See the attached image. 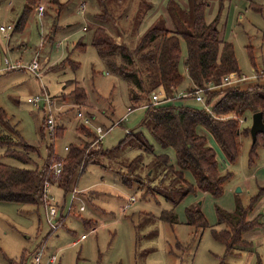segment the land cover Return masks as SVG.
Instances as JSON below:
<instances>
[{"label":"rangeland","instance_id":"rangeland-1","mask_svg":"<svg viewBox=\"0 0 264 264\" xmlns=\"http://www.w3.org/2000/svg\"><path fill=\"white\" fill-rule=\"evenodd\" d=\"M188 1L60 0L67 5L59 15L56 5L43 2L40 4L47 10L43 19L34 14L24 30H13L9 36L0 31V107L8 117L6 122L0 121V131L14 138L22 137L36 147L30 155L32 162L24 164L6 157V147L0 146L3 163L19 168L42 166L50 148L58 160L66 156V146L93 140L82 135L81 125L94 131L97 126L105 131L110 129L101 141L105 156L100 157L99 162L88 164L72 180L66 196V208L72 203L71 212L51 234L44 206L0 201V264H23L24 259L26 264H33L35 254L42 248L43 262L57 254L58 264H220L226 247L212 234L213 228L222 229L216 207L233 212L239 202L248 206L259 187L264 186V135H258L253 154L252 136L240 135L235 162L228 161L215 140L209 137L208 144L217 152L220 175L230 174L223 195L214 198L209 193L196 192L174 206L166 199V192L172 189L169 186L172 176H164L162 169V172L149 169L156 155L164 152L173 155V149L164 150L154 140L144 121L145 109L128 111L132 106V81L101 57L92 45L96 28L104 27L117 43L134 50L152 26L162 23L167 27L166 8L170 3L184 10ZM203 1L208 4L206 20L216 21L222 38L233 43L244 78L225 86L237 83L246 88L258 82L264 84V0ZM25 5L26 0H0V26H15ZM178 14L183 16L180 10ZM171 18L170 25L176 28V20ZM80 42L85 45L84 49L79 46ZM181 47L180 71L186 84L179 89L178 98L188 95L190 85L184 64L187 45L183 38ZM116 59L118 65L123 63L121 53H117ZM34 61L42 66L40 78L26 68ZM17 64L21 67L9 68ZM257 74L262 77L256 78ZM74 81L87 91L88 100L81 109L90 123L78 117V107L69 94ZM44 89L59 102L62 96L66 97L65 107L54 111L55 126L60 128L55 138L49 130H43V110L29 102L30 98L44 96ZM166 95L163 92L160 99ZM175 102L180 104L183 100ZM185 102L203 107V102L195 97ZM252 117L253 113H248L242 119V127H251ZM129 132L137 136L143 134L153 144V152L140 149L137 136L127 137ZM140 154H143V163L132 173L128 172L127 166ZM123 174L131 179L132 187L124 183ZM186 179L194 182L191 172L186 173ZM74 189L80 193L79 198L72 201L71 190ZM148 189L150 191L145 193ZM182 192L179 190L174 195L177 200ZM55 194L58 204L63 192L59 190ZM132 196L135 197L133 204L129 200ZM81 206L84 210H80ZM189 207L202 210L208 227L186 224L185 213ZM171 209L178 218L173 225L161 217L164 211ZM259 215L262 226L244 234L251 245L235 248L234 253L226 257L225 264H257L258 257L264 264V197L249 214V219ZM58 219L59 216L53 221L56 223ZM84 234L86 238L78 240Z\"/></svg>","mask_w":264,"mask_h":264},{"label":"trees","instance_id":"trees-1","mask_svg":"<svg viewBox=\"0 0 264 264\" xmlns=\"http://www.w3.org/2000/svg\"><path fill=\"white\" fill-rule=\"evenodd\" d=\"M43 2L47 1L26 0V5L13 30H24L35 7ZM47 3L57 6L55 11L58 15L67 5V2H60V0H49ZM172 4L175 3L172 2ZM175 5L176 8H171V13L176 20V28L170 30L158 24L152 26L134 50L117 43L104 27L96 28L92 40V45L99 55L118 67L121 74L132 81L130 108L145 109L144 121L154 140L164 150L173 149V156L166 152L156 155L149 164V169H157L161 172L163 170L164 176L168 174L172 176L169 184L172 189L170 193L166 192V199L170 200L174 206L196 192L209 193L214 198L221 197L224 193V184L230 174L220 175L217 152L208 144V138L215 140L228 161L235 162L240 149L239 136L251 135V127H242L241 124L244 121L242 119H245L248 113L254 114L261 111L264 120V84L256 83L245 89L238 84L225 86L231 78H241L242 71L233 43L222 38L216 21L206 20L208 4L203 0H189L188 9L181 10L183 16L178 14L181 8ZM46 14L47 10H45ZM99 16L104 17V15ZM184 16H187V19H184ZM182 38L187 45V57L184 64L190 86L187 87L188 95L178 98L176 96L180 92L179 89L186 84V79L180 71ZM79 46L82 49L85 48L82 42ZM118 52L121 53L123 62L120 65L116 61ZM13 66L9 68L21 67L18 64ZM72 84L69 94L72 95L75 106L83 107L88 100L87 91L76 81ZM160 88H164L167 95L161 102L154 104L152 97ZM197 88L204 89L203 107L185 102L186 99L195 97L192 93ZM169 97L176 98L173 101H167ZM52 98L55 99V97ZM61 99L66 101L65 96ZM178 99L183 102L176 103ZM7 120V113L0 107V121ZM44 129H47L45 117ZM59 129L55 126L54 131L50 132L53 138L58 135ZM79 130L82 135L93 140L68 147L67 154L62 159L64 167L59 179L55 177L51 168L57 161L53 148L49 149V156L44 164L35 168L14 167L3 163L0 158V201L32 204L38 208L45 207V189L46 183L49 182L50 187L55 185L63 192V199L58 202L61 212L57 222L58 227L63 224L71 212L72 203L69 204L70 212L65 214L66 196L70 192L72 180L77 174L82 173L88 164L99 162V158L106 154L101 141H97L96 131L85 125H81ZM135 135L132 132L127 133V137ZM136 138L140 149L153 152V144H150L143 134ZM257 140L253 143L252 154L255 152ZM94 142L98 143L97 146L93 145ZM0 146L6 147L4 152L6 157L14 158L24 164L32 162L30 155L36 151V147L22 137L14 138L1 131ZM143 161V154H140L127 166L128 172L132 173L133 169ZM187 172H191L194 182L191 183L186 179ZM147 177L149 179L150 175L148 174ZM122 179L128 187H132L131 179L127 178L126 174H123ZM167 187L162 186L163 189ZM74 190H71L72 196ZM179 190L183 192L181 198L177 200L174 195ZM149 191L150 189L145 193ZM262 197H264V186L259 187L248 206L239 202L233 212L216 207L218 224L222 226V229L213 228L212 234L226 247L220 264H225L226 257L233 254L235 248L251 245L244 239V234L263 224L260 221V215L253 220L249 219V214ZM185 214L186 224L200 228L208 227V221L200 208L189 207ZM161 217L171 225L178 222L173 209L164 211ZM87 223L92 225L90 222ZM52 232L54 231L51 230L50 234ZM23 264H26L25 259ZM257 264H262L260 257Z\"/></svg>","mask_w":264,"mask_h":264},{"label":"built area","instance_id":"built-area-1","mask_svg":"<svg viewBox=\"0 0 264 264\" xmlns=\"http://www.w3.org/2000/svg\"><path fill=\"white\" fill-rule=\"evenodd\" d=\"M82 9H83V11L85 10V4L82 5ZM45 10H46L45 5L40 4L37 6L36 12L38 13L39 18H42L45 15ZM13 29H14V25H12V24L7 25V26L2 25L0 27L1 32L7 36H9V33ZM6 61L8 62V60H6ZM12 67H14V66H12ZM27 69H29L30 71L35 73L38 76V78H40L41 65L38 61L32 62L30 65L27 66ZM43 93H44V96H37L35 98H30L29 102H31L34 105H38L39 109L43 110L46 128L50 132H53L55 129L54 111L60 110V108L57 105L56 99L52 98L45 89L43 90ZM203 93H204V89L197 88V90L194 91L193 94H194L197 101L204 102ZM160 95H162L160 92L159 93L157 92L153 95L152 102L154 104H157V103L162 101V99H160ZM186 95L187 94H183L182 96H186ZM175 98L174 97L168 98L167 101H173ZM77 107H78V117L83 118L86 123H90L89 118H86L84 116V113L82 112V109H81L82 106H77ZM132 110L133 109H131L130 107L128 108L129 112ZM95 131L97 132V135H98L97 141H102L104 136L110 131V129L105 131L102 126H97ZM65 149L68 150V147H66ZM63 167H64V165H63L62 159H58L53 164V166L51 167L56 178L59 179L60 176L62 175ZM49 187H50V183L47 182L46 183V189H45L46 218H47V221L51 227V230L55 231L58 229V223L57 222L55 223L53 221V219L55 217L59 216L60 207L56 203L55 195L52 192H50ZM78 193H80L79 190L75 189L73 192L72 199L75 200V199L79 198L77 196ZM130 201H131V203H134L135 199H131ZM68 207H70V205ZM80 210H84V206H81ZM86 236H87L86 234L82 235L80 240L85 239ZM43 254L44 253H43V248H42L35 254L33 264H57V260H58L57 254L50 255L45 262H43Z\"/></svg>","mask_w":264,"mask_h":264},{"label":"crops","instance_id":"crops-1","mask_svg":"<svg viewBox=\"0 0 264 264\" xmlns=\"http://www.w3.org/2000/svg\"><path fill=\"white\" fill-rule=\"evenodd\" d=\"M83 4H85V3H83ZM170 4H172V3H170ZM169 4V5H170ZM169 5L167 6V8H166V14H167V19H168V21H167V23H166V28H168V29H170V30H174L175 29V27H173L174 25H170V20L172 19L171 18V16H172V13H171V8H176V6H175V4H173V5H171V8L169 7ZM185 8L186 9H188V3L185 5ZM86 10V9H85ZM169 10V11H168ZM180 11H181V9H179ZM82 12H84V11H82ZM171 14V16H170V14ZM37 16L38 15V13L36 12V8L34 9V12H33V16H35V15ZM173 17V16H172ZM171 18V19H170ZM174 18V17H173ZM42 19H43V17H42ZM170 19V20H169ZM175 19V18H174ZM41 20V19H40ZM172 22V21H171ZM158 25H161V26H164L162 23H158ZM176 25V24H175ZM165 27V26H164ZM21 65V64H20ZM256 78H261L262 77V75H260V74H257L256 76H255ZM242 78V79H241ZM241 78H235V77H233V78H231V80H230V82L231 81H234V82H239L240 80H244V78L243 77H241ZM233 79H236V80H233ZM246 79V78H245ZM188 82L190 83V81L188 80ZM229 82V83H230ZM259 83V82H258ZM254 84H256V83H254ZM254 84H250V85H254ZM260 84H263V83H260ZM231 85H237V83L236 84H231ZM250 85H248V86H250ZM190 86V85H189ZM239 86L240 87H242L240 84H239ZM247 86V87H248ZM188 87V86H187ZM246 87V88H247ZM243 88V87H242ZM245 89V88H244ZM161 93V94H163V92L165 93L166 92V90L164 89V88H160L159 89V91H158V93ZM59 99L58 98H56V101H57V105H58V107L62 110L64 107H65V101H63V99L61 100V102H59L58 101ZM213 140V139H212ZM215 143V142H214ZM215 145H216V143H215ZM217 146V145H216ZM67 147V146H66ZM218 147V146H217ZM173 156V155H172ZM60 190V192H62V190L59 188V187H55V186H53V187H51V192L56 196V194H55V192H57V191H59ZM79 197V196H78ZM131 199H135V197L134 196H132L129 200H131ZM131 204H133V203H131ZM124 208H126V206L124 207ZM70 211V207H68L67 209H66V212H69ZM61 212V211H60ZM90 223H92V222H90ZM78 240H80V239H78ZM77 242V241H76ZM75 243V242H74ZM58 261H59V257H58V260H57V264H58Z\"/></svg>","mask_w":264,"mask_h":264},{"label":"water","instance_id":"water-1","mask_svg":"<svg viewBox=\"0 0 264 264\" xmlns=\"http://www.w3.org/2000/svg\"><path fill=\"white\" fill-rule=\"evenodd\" d=\"M250 132L253 139V143L257 140L258 134H264V120L263 113L261 111L253 114Z\"/></svg>","mask_w":264,"mask_h":264}]
</instances>
